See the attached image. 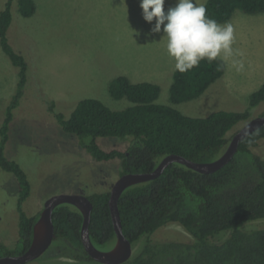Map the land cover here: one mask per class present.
<instances>
[{"label": "trees", "instance_id": "16d2710c", "mask_svg": "<svg viewBox=\"0 0 264 264\" xmlns=\"http://www.w3.org/2000/svg\"><path fill=\"white\" fill-rule=\"evenodd\" d=\"M16 3L22 18L37 11L34 0H6L0 11V48L17 71L15 92L7 104L0 125V168L13 175L17 184L18 239L0 244V257L23 253L32 240L36 217L23 210L30 197L31 184L20 165L5 156L13 112L19 106L28 83L24 57L12 48L7 32ZM207 15L219 23L229 21L236 11L246 15L264 13V0H206ZM219 60L201 61L198 67L172 74L169 89L171 105L156 103L158 85L133 83L125 76L114 78L108 87L115 100L126 99L130 106L113 110L96 99L77 102L68 117L50 102L49 111L60 128L74 136L96 162L119 161V175L152 172L168 155L182 156L198 163L217 159L226 149L230 133L251 119L264 106V83L249 95L242 112L216 111L205 117H190L172 107L201 97L226 70H217ZM259 116H264V109ZM127 142L125 151L104 150L97 139ZM264 127L238 146L232 160L212 174H201L173 163L152 181L126 189L118 202L122 231L132 246L140 244L132 258L123 264H264ZM93 208L89 236L93 245L107 250L115 242L108 208L109 192L86 195ZM54 241L64 240L82 252L78 259L92 260L80 240L81 213L71 205L53 211ZM176 225L189 240L158 239L163 228ZM106 248V249H104ZM95 262V261H94Z\"/></svg>", "mask_w": 264, "mask_h": 264}, {"label": "rangeland", "instance_id": "374dc122", "mask_svg": "<svg viewBox=\"0 0 264 264\" xmlns=\"http://www.w3.org/2000/svg\"><path fill=\"white\" fill-rule=\"evenodd\" d=\"M206 0H195L205 3ZM37 11L22 18L16 3L7 32L10 45L27 64L28 83L13 112L5 156L17 162L31 184L23 210L38 217L45 201L59 194L89 195L109 192L119 175V161L96 162L78 140L65 133L49 111L50 102L68 117L77 102L96 99L113 110L130 103L115 100L109 83L125 76L133 83L159 86L158 104L171 105L169 89L174 60L166 50L163 31L152 33L155 19H143L140 0H34ZM6 0H0V11ZM176 0H165V11ZM234 26V49L244 53L245 70L226 67L224 75L196 100L172 105L190 117H205L224 110L242 112L249 95L264 83V13L246 15L236 11L229 20ZM17 84V71L0 48V125L4 110ZM264 109L259 106L251 118ZM230 133L233 136L244 124ZM104 150L125 151L127 142L97 139ZM257 151L264 155V144ZM17 184L13 175L0 168V244L15 243L18 235ZM190 237L178 226H168L158 239ZM140 244L133 246V254ZM103 250V248H99ZM106 249V248H104ZM82 252L68 242H53L40 258L27 264H98L78 259Z\"/></svg>", "mask_w": 264, "mask_h": 264}, {"label": "water", "instance_id": "95a60500", "mask_svg": "<svg viewBox=\"0 0 264 264\" xmlns=\"http://www.w3.org/2000/svg\"><path fill=\"white\" fill-rule=\"evenodd\" d=\"M264 127V116H258L246 121L232 136L221 155L207 163H198L178 155H168L160 160L156 168L149 173H127L119 176L109 190L108 208L115 234V242L111 248L101 250L93 245L89 236L90 217L93 205L83 192L78 194H59L48 198L32 229V240L29 247L21 254L0 257V264H27L41 256L51 247L54 241L53 211L60 205H71L82 215L80 240L85 253L98 264H123L133 256V246L124 236L118 202L123 192L137 184L152 181L173 163L181 164L188 169L201 174H212L227 165L237 152L239 143Z\"/></svg>", "mask_w": 264, "mask_h": 264}, {"label": "clouds", "instance_id": "9594fccd", "mask_svg": "<svg viewBox=\"0 0 264 264\" xmlns=\"http://www.w3.org/2000/svg\"><path fill=\"white\" fill-rule=\"evenodd\" d=\"M164 5L165 0H140L143 19L149 23L155 19L151 32L163 31L167 54L174 60L176 71L188 72L205 60H219L217 70H245L244 53L233 48L235 30L230 21L221 24L209 17L206 5L195 0H176L167 11Z\"/></svg>", "mask_w": 264, "mask_h": 264}]
</instances>
